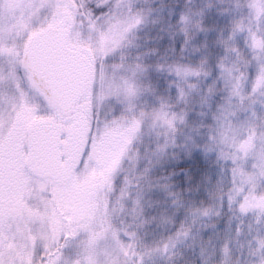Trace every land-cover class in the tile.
I'll use <instances>...</instances> for the list:
<instances>
[{
    "label": "snow or ice",
    "instance_id": "1",
    "mask_svg": "<svg viewBox=\"0 0 264 264\" xmlns=\"http://www.w3.org/2000/svg\"><path fill=\"white\" fill-rule=\"evenodd\" d=\"M0 264H264V0H0Z\"/></svg>",
    "mask_w": 264,
    "mask_h": 264
}]
</instances>
